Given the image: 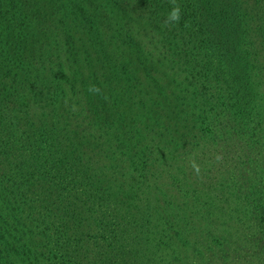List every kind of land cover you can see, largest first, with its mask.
I'll return each instance as SVG.
<instances>
[{"label": "trees", "instance_id": "1", "mask_svg": "<svg viewBox=\"0 0 264 264\" xmlns=\"http://www.w3.org/2000/svg\"><path fill=\"white\" fill-rule=\"evenodd\" d=\"M85 4L121 62L107 36L79 45ZM105 128L113 148L88 137ZM19 258L264 264V0H0V264Z\"/></svg>", "mask_w": 264, "mask_h": 264}, {"label": "rangeland", "instance_id": "2", "mask_svg": "<svg viewBox=\"0 0 264 264\" xmlns=\"http://www.w3.org/2000/svg\"><path fill=\"white\" fill-rule=\"evenodd\" d=\"M74 11L76 12V10H74ZM90 12H92V7L85 4V6H83V8H81V10L78 9L77 13L75 14L74 19H72V24L74 26H76V28L81 29L79 32L76 33L77 35H78V33H80L81 37H82V40L79 41V45L83 44V43L87 44L88 41L90 40V38H92L94 35H97V37H96L97 41L104 40V38H106V36H107V37H109L108 40H110V46L112 49V56L113 57L111 58V60L114 57L118 56L120 59V62H121L123 59V55H121L118 50H117V52L115 50V47L120 48L119 47L120 45L118 44V42H117L118 45L114 42L115 38H114V35L111 34V30L109 29V30L105 31V29L102 28L100 23H97V25H95L96 22L93 23V21H92L93 17L91 18L88 16V14ZM81 49H82V47H81ZM96 67L100 68V62L97 63ZM132 74H133V71H131V69H130V72H129L128 67L126 68L125 72L122 73V71H120V73H119V75L121 77H126V76L132 75ZM104 85H107V84L104 83ZM83 98H85L83 95V91H78V104L75 105L76 109L73 111L74 116H77V113H78V121L82 120L84 117L89 115L87 108L84 106ZM138 113H139V115H141L140 111H137V114ZM141 118H143V117H141ZM89 129L93 130V129H95V126L89 128ZM105 129L106 130L104 132H100V130L97 129L101 133L100 136H98L99 132L96 131L95 134H88V137L91 138L93 141H94V139H97L102 146L107 144V148H110V147L113 148V143L116 141L115 136H114L113 132L110 131L111 128H109V129L105 128ZM207 154L204 152V154H203L204 156L200 155L198 159L201 158L202 161L205 160V155H207ZM210 155H211V157H214L217 154L212 152ZM103 161H104V164H107V166L104 165L105 168L102 169V173L100 175L101 180L103 181L104 179L110 177L115 182L114 188L115 189H122L121 186H119V185H120V183H122L123 186L125 184H127L126 179L130 178L128 176L129 175L128 172H126V170L120 168V165L118 162H113L107 158L106 159L103 158ZM169 161L172 162L173 160L170 159ZM190 163H191V161H190ZM174 166H177L176 167L177 171H181L184 173L185 177L187 176L190 168L184 162L178 163L176 161V163L174 165H170L167 168L165 167L164 171H166V173L169 176H171L175 173V171H174L175 167ZM194 166L196 167V163H194ZM218 173H219V169H216V174H218ZM177 175H178V173H177ZM208 178L209 179L212 178L211 172L209 173ZM153 181H156V184H158V183L165 184V178H163V176H158V177L155 176L153 178ZM156 184L154 186L149 185L143 191V195L146 196V198H147L145 201L146 210H149L150 212H154L157 210L156 199H155L156 192H153ZM215 187H216V189H214V192H216V194L220 197V201L223 200L225 198V194L223 193V190H221L220 186H215ZM148 201H149V203H148ZM153 208H154V211H153ZM223 219H224V216L221 218V220H223ZM238 224H239V221H237V219L235 217H230V218L226 217L225 218V225H228L226 230H230V227L235 228V227H237ZM150 237H151L150 240L151 239L153 240L154 235L150 234ZM48 262L49 261H47V262L43 261L44 264H48ZM20 263L25 264L23 261H21V259H20ZM229 264H232V263H229Z\"/></svg>", "mask_w": 264, "mask_h": 264}, {"label": "clouds", "instance_id": "3", "mask_svg": "<svg viewBox=\"0 0 264 264\" xmlns=\"http://www.w3.org/2000/svg\"><path fill=\"white\" fill-rule=\"evenodd\" d=\"M180 19V8L174 7L171 9V11L168 13L167 21L171 23H175Z\"/></svg>", "mask_w": 264, "mask_h": 264}]
</instances>
